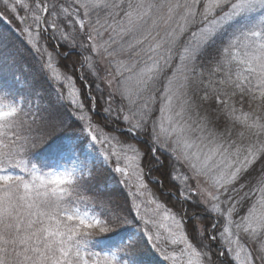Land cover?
Returning <instances> with one entry per match:
<instances>
[{"label":"snow or ice","instance_id":"snow-or-ice-1","mask_svg":"<svg viewBox=\"0 0 264 264\" xmlns=\"http://www.w3.org/2000/svg\"><path fill=\"white\" fill-rule=\"evenodd\" d=\"M0 24V264H264V0Z\"/></svg>","mask_w":264,"mask_h":264},{"label":"trees","instance_id":"trees-1","mask_svg":"<svg viewBox=\"0 0 264 264\" xmlns=\"http://www.w3.org/2000/svg\"><path fill=\"white\" fill-rule=\"evenodd\" d=\"M0 31L7 32L8 31L7 26L5 24H0ZM21 51L23 53V56H22V59L20 61V65H19L20 70L23 72V74L25 76H27L29 79H31L35 75V72H34L33 68L31 67V59L23 49H21Z\"/></svg>","mask_w":264,"mask_h":264}]
</instances>
